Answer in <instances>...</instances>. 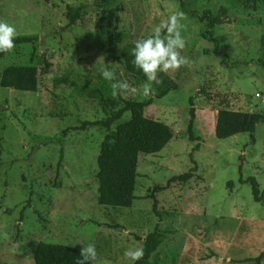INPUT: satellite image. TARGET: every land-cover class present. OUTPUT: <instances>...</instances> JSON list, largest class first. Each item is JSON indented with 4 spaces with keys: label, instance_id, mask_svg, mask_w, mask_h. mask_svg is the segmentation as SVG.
Listing matches in <instances>:
<instances>
[{
    "label": "rangeland",
    "instance_id": "374dc122",
    "mask_svg": "<svg viewBox=\"0 0 264 264\" xmlns=\"http://www.w3.org/2000/svg\"><path fill=\"white\" fill-rule=\"evenodd\" d=\"M100 1L0 0V20L16 27V38H33L4 52L0 76L9 65L38 69L35 92L0 86V264H34L39 241L77 249L92 243L99 264H131L124 251L142 246L151 232L159 237L147 257L160 264H257L264 201L254 200L247 179L253 176L264 196V121L253 142L246 132L219 139L214 126L220 108L264 110V0H111L110 22L125 35L115 47L95 27ZM67 4H84L74 24L65 17ZM205 9L225 10L213 34L218 49L201 36L206 22L189 13ZM178 10L185 13L182 55L189 63L167 73L177 90L145 105L155 84L145 97L147 80L124 74L122 46ZM105 68L137 92L113 97ZM125 102L135 107L109 130L87 124ZM190 107L195 141L186 132ZM140 116L165 122L173 137L159 152L138 154L130 207L99 204L101 144ZM191 169L188 181L151 195L154 185Z\"/></svg>",
    "mask_w": 264,
    "mask_h": 264
},
{
    "label": "trees",
    "instance_id": "16d2710c",
    "mask_svg": "<svg viewBox=\"0 0 264 264\" xmlns=\"http://www.w3.org/2000/svg\"><path fill=\"white\" fill-rule=\"evenodd\" d=\"M111 0H101L99 6L101 8L95 27L98 32L104 36L108 46L115 47L125 35L120 32H115L114 27L110 22L108 10L105 8ZM84 4L72 5L67 4L65 17L70 24H74L81 18V11ZM190 14H195L202 21L206 22V26L201 36L211 41L218 49L219 43L214 38V29L218 24L224 22L223 15L225 10L222 9L219 13L213 14L210 10L205 9L201 13L189 11ZM31 37H17L14 43L31 42ZM131 40L124 43L121 49V66L126 76L136 80H145L143 72L134 67L132 61L133 56L131 50L134 47L135 41ZM4 52H0L2 57ZM225 60V58L223 59ZM259 62H261L259 60ZM159 78L163 80L162 84H155V92L153 97L147 99L144 104L152 103L153 98H160L166 95L169 91L177 90L178 83L168 74L159 73ZM0 86L10 87L20 91L35 92L38 86V69L35 65H9L6 66L0 76ZM191 102V99H190ZM127 102L113 112L109 117L101 120L87 122L90 125H101L106 129H110L111 125L119 120L124 112L134 108ZM193 119L194 109L189 108V121L187 125L188 139L195 141L198 138L193 134ZM264 121V110L260 111H241L228 108H220L217 110L215 118L214 133L219 139L228 138L232 135L246 132L249 134L251 141H254V132L259 122ZM114 138L115 143L110 144L109 140ZM173 137V131L168 124L163 121L150 117L140 116L131 120L125 121L116 127L114 134L108 132L98 153V177L99 190L97 194V202L103 205L130 207L133 200L136 198L134 191L137 176V161L139 153L153 154L159 152ZM200 147L196 143L194 149ZM194 169L178 175L172 176L166 185H154L153 193L158 190L165 189L172 182H186L193 176ZM252 187V195L255 201L263 203V193L260 192L256 179L251 176L247 179ZM155 209V202L153 204ZM119 227L118 224L114 225ZM159 234L149 233L142 246L145 250L144 257L132 262L131 264H160L151 261L148 257L149 249L157 242ZM80 249L74 248L60 243H51L39 241L36 243L33 250L34 264H76L79 258ZM264 253H261L255 258L257 264L260 263Z\"/></svg>",
    "mask_w": 264,
    "mask_h": 264
},
{
    "label": "clouds",
    "instance_id": "9594fccd",
    "mask_svg": "<svg viewBox=\"0 0 264 264\" xmlns=\"http://www.w3.org/2000/svg\"><path fill=\"white\" fill-rule=\"evenodd\" d=\"M184 18L185 13L183 11H175L166 19L161 20L158 25H155L149 35L135 41L131 50L132 63L146 77L147 82L142 86V94L145 97L153 94V84L163 83V80L159 78V73L167 74L171 71H177L189 63L188 59L182 55V50L186 44L181 32L183 28L181 22ZM16 36V27L0 20V52L11 51L15 47ZM102 58L100 57L96 63ZM101 75L104 80L111 82V95L113 97L137 92V89L127 80L117 79L116 73L112 70L105 68ZM80 245L82 247L76 264H99L95 245L92 243L84 244L83 242ZM123 255L128 260L135 262L144 257L145 250L143 246L130 247L124 251Z\"/></svg>",
    "mask_w": 264,
    "mask_h": 264
}]
</instances>
